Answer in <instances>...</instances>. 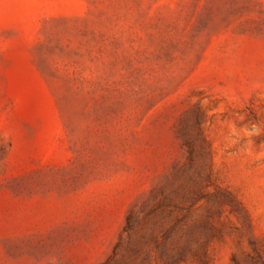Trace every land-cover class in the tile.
Listing matches in <instances>:
<instances>
[{
  "label": "rangeland",
  "instance_id": "rangeland-1",
  "mask_svg": "<svg viewBox=\"0 0 264 264\" xmlns=\"http://www.w3.org/2000/svg\"><path fill=\"white\" fill-rule=\"evenodd\" d=\"M0 264H264V0H0Z\"/></svg>",
  "mask_w": 264,
  "mask_h": 264
}]
</instances>
